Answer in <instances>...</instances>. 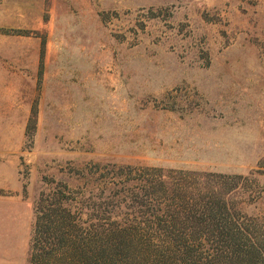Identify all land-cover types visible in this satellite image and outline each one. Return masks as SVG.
I'll return each instance as SVG.
<instances>
[{
    "label": "rangeland",
    "instance_id": "1",
    "mask_svg": "<svg viewBox=\"0 0 264 264\" xmlns=\"http://www.w3.org/2000/svg\"><path fill=\"white\" fill-rule=\"evenodd\" d=\"M0 264H264V0H0Z\"/></svg>",
    "mask_w": 264,
    "mask_h": 264
},
{
    "label": "trees",
    "instance_id": "2",
    "mask_svg": "<svg viewBox=\"0 0 264 264\" xmlns=\"http://www.w3.org/2000/svg\"><path fill=\"white\" fill-rule=\"evenodd\" d=\"M48 224H50V223H48V221L46 219H44V221H39L38 220V216L35 217V222H34V226H33L34 227V230H33V234H34V236H33V241H34L33 242V245H34V248H36L37 245H38V241H37L38 240V236H39L38 233H40V232H41L44 240L46 239V243H47L46 236L47 235H53V238L56 237L57 240H60V242H61L60 248H61L62 245L63 246L65 245V242L64 241H66V239H65L64 235H65V231L66 230H65L64 225H62L61 222L53 223L54 224L53 226L48 225ZM39 228H42V231H39ZM52 229L56 233V235H54L51 232ZM46 247L47 246L44 245L43 246V249H45Z\"/></svg>",
    "mask_w": 264,
    "mask_h": 264
}]
</instances>
